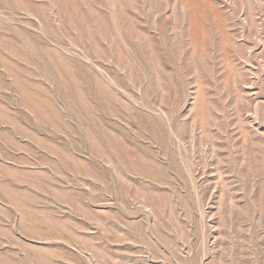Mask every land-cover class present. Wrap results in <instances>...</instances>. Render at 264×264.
<instances>
[{
	"label": "rangeland",
	"instance_id": "374dc122",
	"mask_svg": "<svg viewBox=\"0 0 264 264\" xmlns=\"http://www.w3.org/2000/svg\"><path fill=\"white\" fill-rule=\"evenodd\" d=\"M0 264H264V0H0Z\"/></svg>",
	"mask_w": 264,
	"mask_h": 264
}]
</instances>
